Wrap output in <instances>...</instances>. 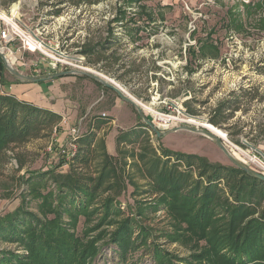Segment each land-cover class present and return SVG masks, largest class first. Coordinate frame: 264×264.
I'll use <instances>...</instances> for the list:
<instances>
[{
	"label": "rangeland",
	"instance_id": "1",
	"mask_svg": "<svg viewBox=\"0 0 264 264\" xmlns=\"http://www.w3.org/2000/svg\"><path fill=\"white\" fill-rule=\"evenodd\" d=\"M23 1L18 5V0H0V13L11 17L9 21L0 19V26L12 25L19 36L0 53V60L29 76L48 77L63 71L74 77L70 87L66 84L68 98L75 102L76 110L71 118L68 117L70 114H65L69 126H77L83 133L93 114L108 117L118 114L122 108L132 114L130 127L140 121L138 117L144 122L136 107L82 74L81 67H86L118 84L139 103L148 105L145 108L137 103L160 132L189 125L181 121L185 114L208 120L216 110L215 115L220 119L218 127L227 137V140L220 138L224 146L238 160L261 171L257 162L264 161V0ZM13 5L17 6L15 14L11 12ZM57 9L58 13H54ZM120 15L124 16L121 19L124 24L137 20L139 23L129 25L132 29L112 25L121 38L119 44L114 45L117 54H122L127 61L115 64L116 73L108 74L100 70L104 63L87 64L86 56L79 50L84 42L92 43L99 36H106V24ZM129 34L138 39L129 41ZM22 35L39 39L43 47L29 48L27 40H21ZM129 56H143L145 59L144 62H135L138 68L132 70L131 65H127ZM64 58L72 59L71 62H62ZM89 58L92 59V55ZM152 61L158 68L151 66ZM8 73L5 67L0 83L9 78L14 80ZM115 101L117 106H114ZM227 101L237 105L238 109L219 108ZM159 113L177 120L164 126L156 121L155 116ZM104 129L100 133L102 137L110 133L112 126L108 124ZM148 130L154 146L160 144L173 151L197 154L211 162L232 165L214 140L203 134L179 129L163 133L157 139L149 127ZM49 142L50 139L32 140L14 147L13 151H6L8 162H0V218L22 203L32 211L39 210L41 200L32 198L28 191L27 180L32 172L54 168L64 172L67 169L63 161L66 160L64 154L69 149L70 138L67 137L61 146L54 141L56 151L53 153L46 150ZM52 186L54 184L48 181L41 191ZM123 195L122 201L131 205L134 200L153 202L161 196L135 194L132 199L129 187ZM121 207L125 208L124 205ZM133 211L140 223L153 228L147 237L150 245H140L125 261L120 256L111 259L108 253L97 264H159L153 258L155 245L166 251L167 257L161 264H211V254L202 253L205 245L199 240L198 231L186 221H177L160 207L144 219L136 215L135 207ZM82 228L83 218H80L77 232ZM3 250L23 252L16 242L0 238V252Z\"/></svg>",
	"mask_w": 264,
	"mask_h": 264
},
{
	"label": "trees",
	"instance_id": "2",
	"mask_svg": "<svg viewBox=\"0 0 264 264\" xmlns=\"http://www.w3.org/2000/svg\"><path fill=\"white\" fill-rule=\"evenodd\" d=\"M123 18L115 16L106 24V36L80 46L87 64L102 62L100 70L114 74L115 64L126 63L114 46L121 38L110 25ZM129 35V41L138 39ZM130 65L138 68L134 61ZM4 71L0 60V75ZM228 101L219 108L238 109ZM215 112L208 121L218 126ZM60 119L55 112L0 93L1 164L8 162L6 151L50 139ZM138 119L135 125L118 129L115 152L110 154L98 132L112 118L92 115L75 140L77 151L63 161L64 172L54 168L31 173L28 191L41 200L39 210L22 203L0 218V238L23 249L3 250L0 264H97L108 253L111 259L120 256L125 261L140 245H150L147 237L153 229L138 221L133 207L142 219L160 207L177 221H186L198 231L205 245L202 253L211 254V264H264V182L234 165L154 146L147 124ZM48 181L54 186L42 192ZM128 187L132 199L135 194L161 196L153 202L134 200L133 206L122 201ZM80 218L83 228L77 232ZM165 253L154 246L156 263L165 261Z\"/></svg>",
	"mask_w": 264,
	"mask_h": 264
},
{
	"label": "crops",
	"instance_id": "3",
	"mask_svg": "<svg viewBox=\"0 0 264 264\" xmlns=\"http://www.w3.org/2000/svg\"><path fill=\"white\" fill-rule=\"evenodd\" d=\"M131 4H134V3H131ZM126 9L128 8L126 7ZM151 20L153 19L151 18ZM138 23H139V20H137L135 23L124 24L120 19L118 21L110 23V25L111 27L113 24H119L123 26L125 25L128 29H132V28H129V25L133 26V25H137ZM147 23H150V22L147 21ZM114 34L118 36V33L115 32ZM144 59L145 58L143 56H137V58L130 57V60H128L129 64L127 65H130L133 61L134 62H138V61L144 62ZM154 65L155 63L152 61L151 66L154 67ZM147 71L149 72V70ZM8 74L9 76L13 77L14 80L9 78V80H6L4 83H0V93L1 94H11L14 97H16L18 100H23V101L32 103L38 107L50 110L52 112L59 114L61 117L66 116L65 114H68V115L70 114V116L67 115L70 118L71 116H75L76 110L73 105L75 102H73L72 100H69L68 98L69 88H67L66 86L67 84L70 87V83L74 82V79H75L74 77L69 76L68 74L67 75L64 74L53 80L30 82V81H25L20 78H17L10 72ZM115 103L116 104L114 106H117L116 101ZM98 114L99 113H96L93 115H98ZM108 117L112 118L111 122L108 123L109 125L112 126V130L110 131L109 134H107L104 137V139H105V145H106V149L108 153L113 154L116 148L115 140H116V135L118 134V129H127L130 127V124L132 121V114L131 112H129V110L125 112V110L122 108L118 114H112ZM123 121L124 123H122ZM104 130H105L104 128L101 129L98 132V135L100 136L101 135L100 133H102ZM67 137H69L68 127H63L61 128L60 133L55 136L54 141L57 143L58 146H61L64 143V141L67 139Z\"/></svg>",
	"mask_w": 264,
	"mask_h": 264
},
{
	"label": "water",
	"instance_id": "4",
	"mask_svg": "<svg viewBox=\"0 0 264 264\" xmlns=\"http://www.w3.org/2000/svg\"><path fill=\"white\" fill-rule=\"evenodd\" d=\"M46 47L48 49L53 50L51 47H49L47 45H46ZM56 53L60 54L58 51ZM2 58H4V57H2ZM4 65H5L6 69H8V71L11 74H13L14 76H16L17 78H20V79L25 80V81H30V82H40V81H46V80H53V79L60 77V76L67 73V72L60 71V72L53 73V74L49 75L48 77H35V76H29V75L23 74L22 72H20L16 69L12 68L11 66H9L6 62ZM81 73L85 74L89 78L99 82L102 86L109 88L110 90L115 92L117 94V96L120 97L123 101H125L126 103L136 107L138 112H139V115L142 117V119L147 124V126L152 130V132L155 133L156 136L159 137L163 133L165 134V133H169V131H175V130H179V129H185V130H189V131H193V132L203 134V135L209 137L210 139L214 140L215 144L223 151V153L227 156V158L229 159V161L231 162L232 165L238 167L239 169L245 171L249 175H251V176H253V177L264 182V172L257 171L254 168L246 165L243 161L236 159L228 151V149L224 146L222 140L219 137L213 135L207 129L198 128V127L189 126V125H182V126L173 127L171 130H167L165 132H160L153 125V123L146 118L144 113L140 110V108L138 107V104H137L138 103L137 100L135 98L131 97L129 94H127L119 85L115 84L114 82H110L107 78H105V76H103L102 74H99L96 71H93V72L82 71ZM185 115L187 116L188 114H185ZM205 120L207 122H209L207 119H205Z\"/></svg>",
	"mask_w": 264,
	"mask_h": 264
},
{
	"label": "built area",
	"instance_id": "5",
	"mask_svg": "<svg viewBox=\"0 0 264 264\" xmlns=\"http://www.w3.org/2000/svg\"><path fill=\"white\" fill-rule=\"evenodd\" d=\"M23 0H18L17 4L20 5ZM10 24V23H9ZM19 37L17 30L12 26V25H2L0 26V53L6 49V46L15 38ZM27 39L26 36H21V40ZM39 40V39H38ZM178 109V108H177ZM179 112V111H178ZM180 113V112H179ZM103 116L105 114H102ZM185 116V115H183ZM156 121H160V113L156 114ZM162 117H168V120L166 122H162L164 126H168L171 121H176L177 118H174L169 115H164L162 114ZM172 117V118H171ZM180 121V120H178ZM156 123V122H155ZM157 124V123H156ZM161 125V124H160ZM63 127H68V136L70 138L69 142V149L67 152H65L64 156L66 159H68L71 155H73L77 151V143H76V138L80 134V129L77 126H69V121L68 118L65 116H62L59 123L53 127L51 137H50V142L48 143L46 150L49 151V153H53L56 150L53 148V143H54V138L57 134L60 133L61 128ZM61 152L64 153L63 150ZM260 161V162H259ZM257 163L260 165L261 172H264V161L259 160Z\"/></svg>",
	"mask_w": 264,
	"mask_h": 264
},
{
	"label": "bare ground",
	"instance_id": "6",
	"mask_svg": "<svg viewBox=\"0 0 264 264\" xmlns=\"http://www.w3.org/2000/svg\"><path fill=\"white\" fill-rule=\"evenodd\" d=\"M17 6L16 5H13L12 8H11V12L12 14H15L16 13V9ZM18 12V11H17ZM11 18V17H10ZM10 18L6 15H4L3 13H0V19L2 20H6V21H9ZM27 44L29 45V48L31 49H35L37 47H39L40 49L43 47V44L42 42H40L39 40H36V39H33V38H27ZM52 58H56L55 55L51 52H47ZM57 59V58H56ZM72 59V58H71ZM71 59L70 58H64L62 60V62L65 60V61H68V62H71ZM58 60V59H57ZM61 62V63H62ZM72 64V63H71ZM82 70L84 71H87V72H93L90 68H86V67H81ZM106 78V77H105ZM108 79V78H107ZM110 82H113L112 80L108 79ZM115 83V82H114ZM116 84V83H115ZM118 85V84H117ZM138 102V101H137ZM138 104L141 106V107H145L147 108L148 105H145L143 103H139ZM154 104V103H153ZM150 107V106H149ZM146 110V109H145ZM148 111V110H147ZM172 118V117H171ZM160 120L162 122H166L168 120V117H162V114H160ZM181 121L189 124V125H192V126H195V127H201V128H205L207 129L209 132H211L213 135L221 138L222 140H227V137H226V134L225 132L219 128L218 126H215L209 122H207L205 119H202L200 117H197V116H185L181 119ZM233 155V154H232ZM234 156V155H233ZM235 157V156H234ZM236 158V157H235ZM237 159V158H236ZM253 160V159H252ZM254 161V160H253ZM255 162V161H254Z\"/></svg>",
	"mask_w": 264,
	"mask_h": 264
}]
</instances>
